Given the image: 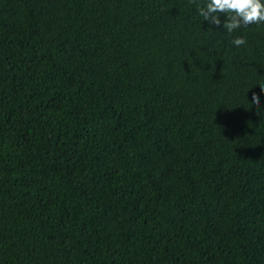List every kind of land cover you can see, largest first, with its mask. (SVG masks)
I'll list each match as a JSON object with an SVG mask.
<instances>
[{
  "label": "trees",
  "instance_id": "trees-1",
  "mask_svg": "<svg viewBox=\"0 0 264 264\" xmlns=\"http://www.w3.org/2000/svg\"><path fill=\"white\" fill-rule=\"evenodd\" d=\"M203 3L0 0V264H264V24Z\"/></svg>",
  "mask_w": 264,
  "mask_h": 264
},
{
  "label": "clouds",
  "instance_id": "clouds-1",
  "mask_svg": "<svg viewBox=\"0 0 264 264\" xmlns=\"http://www.w3.org/2000/svg\"><path fill=\"white\" fill-rule=\"evenodd\" d=\"M193 3L196 0H192ZM199 15L210 25L219 27L221 25V14L225 17L223 28L229 33L247 27L251 24H264V0H205V3L198 4ZM246 41L242 37H236L232 44L236 47L243 46ZM261 93H264V85L259 86ZM251 104L257 113L261 109L260 96L253 92Z\"/></svg>",
  "mask_w": 264,
  "mask_h": 264
}]
</instances>
